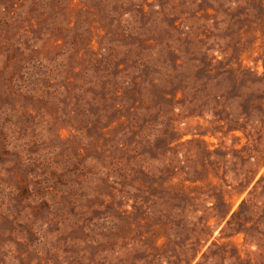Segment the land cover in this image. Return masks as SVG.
I'll use <instances>...</instances> for the list:
<instances>
[{"label": "rangeland", "instance_id": "obj_1", "mask_svg": "<svg viewBox=\"0 0 264 264\" xmlns=\"http://www.w3.org/2000/svg\"><path fill=\"white\" fill-rule=\"evenodd\" d=\"M0 264H264V0H0Z\"/></svg>", "mask_w": 264, "mask_h": 264}, {"label": "trees", "instance_id": "obj_2", "mask_svg": "<svg viewBox=\"0 0 264 264\" xmlns=\"http://www.w3.org/2000/svg\"><path fill=\"white\" fill-rule=\"evenodd\" d=\"M234 216H236V214H234Z\"/></svg>", "mask_w": 264, "mask_h": 264}]
</instances>
